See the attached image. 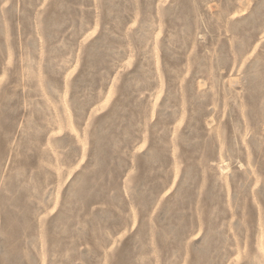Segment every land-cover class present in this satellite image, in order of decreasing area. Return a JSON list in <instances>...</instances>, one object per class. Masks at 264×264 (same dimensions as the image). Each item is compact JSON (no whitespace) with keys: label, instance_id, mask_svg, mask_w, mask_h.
Masks as SVG:
<instances>
[{"label":"rangeland","instance_id":"1","mask_svg":"<svg viewBox=\"0 0 264 264\" xmlns=\"http://www.w3.org/2000/svg\"><path fill=\"white\" fill-rule=\"evenodd\" d=\"M0 264H264V0H0Z\"/></svg>","mask_w":264,"mask_h":264}]
</instances>
